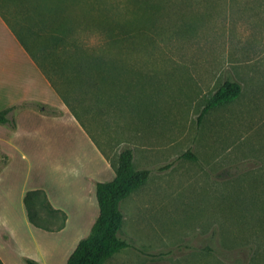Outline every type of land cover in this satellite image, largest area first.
<instances>
[{"label": "rangeland", "instance_id": "rangeland-1", "mask_svg": "<svg viewBox=\"0 0 264 264\" xmlns=\"http://www.w3.org/2000/svg\"><path fill=\"white\" fill-rule=\"evenodd\" d=\"M13 4L7 12L42 46L34 58L60 94L0 15V65L11 74L0 81V110L23 129L0 135L10 140L0 173L13 190L83 177L92 159L86 196H75L86 238L100 214L97 183L116 177L98 150L115 164L129 146L136 167L152 172L121 204L132 246L106 264H264V0ZM227 79L242 95L204 112ZM18 207L24 222L21 197Z\"/></svg>", "mask_w": 264, "mask_h": 264}, {"label": "trees", "instance_id": "trees-1", "mask_svg": "<svg viewBox=\"0 0 264 264\" xmlns=\"http://www.w3.org/2000/svg\"><path fill=\"white\" fill-rule=\"evenodd\" d=\"M0 14L11 28L16 31L19 41L32 56L42 49V46L31 45L28 36L21 35L14 25L15 17L7 12V6L15 5L19 0H0ZM17 22V21H16ZM21 22V21H20ZM25 26H23V30ZM31 37V36H29ZM243 85L233 79H227L223 85L207 101L204 112L224 107L236 101L243 93ZM8 111L0 112V123L9 122ZM107 159L116 169V177L112 182L97 183V199L100 214L91 234L80 240L76 249L68 259L67 264H106L116 253L131 247L128 239L121 236L125 224V214L121 208L124 200L142 188L149 181L151 170L138 169L135 165V152L132 147L125 146L119 153L118 160L113 164L107 152ZM24 204L31 224L49 232L61 231L68 221L67 213L56 208L44 189L30 190L24 197ZM212 250V249H211ZM27 264H41L39 261L27 258ZM0 264H4L0 259Z\"/></svg>", "mask_w": 264, "mask_h": 264}, {"label": "crops", "instance_id": "crops-1", "mask_svg": "<svg viewBox=\"0 0 264 264\" xmlns=\"http://www.w3.org/2000/svg\"><path fill=\"white\" fill-rule=\"evenodd\" d=\"M1 17L3 20H5L2 15ZM24 49L38 66L42 76L45 77V80L51 84L54 90L57 91L55 84L53 81H51V79H49L34 56L31 55L27 48L24 47ZM10 77V71L3 65H0V81L3 78L9 79ZM57 94L60 96L58 91ZM0 100H4V97L1 95ZM1 111H8V118L10 121L6 123H0V135H3V127L5 126L11 128L14 131L12 134L14 137L23 133L21 124L16 119V116L10 112V109L5 108L0 110V112ZM44 111L45 110H42L44 113L42 115H46ZM9 141L0 137L1 159H5V157L6 159L8 158L5 155V147L2 143ZM99 149V153L97 154L99 158L97 159L101 161L103 160L105 162L109 161L106 155L103 153V149ZM86 161L90 163L92 159H87ZM86 161L83 163V177H40L41 181L35 182V184L30 187L24 186L22 188L21 195H18V193L13 190L10 177H4L3 174L0 173V259L4 264H27V258L35 259L41 264H57L56 259L60 254L63 256V259H66L68 262L67 259H69L71 254L74 252L80 240L83 239L82 235L84 232H86V229H84L86 226H82L81 222L83 216L85 215L86 209L83 204L78 203V201L75 199V196H78L77 192L80 193L83 199L85 198V191L87 190L86 183L89 184L91 179V169L89 168V164L86 167ZM90 188L92 187L90 186ZM35 189H44L47 192L52 204L56 208L62 209L69 214L68 221L64 229L56 232H41L40 230L44 229L31 225L29 217H27L28 213H26L27 216L24 218V222L22 217H18L16 215V213L19 211L18 205L20 197L24 201L26 193ZM70 228L72 238H68V240L63 244V248L60 249L59 243L63 241L65 237H62L59 234L67 232ZM43 232H48L50 235H46ZM43 239H47L49 242L44 243Z\"/></svg>", "mask_w": 264, "mask_h": 264}]
</instances>
